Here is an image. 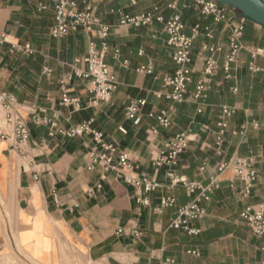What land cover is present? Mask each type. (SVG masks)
<instances>
[{"label":"crops","instance_id":"0c3cea01","mask_svg":"<svg viewBox=\"0 0 264 264\" xmlns=\"http://www.w3.org/2000/svg\"><path fill=\"white\" fill-rule=\"evenodd\" d=\"M91 1L96 16L111 26L105 61L116 76L117 88L110 101L94 103L90 82L74 77L67 89L80 99L81 108L76 110L62 104L59 80L86 68L75 60L87 56L90 40L101 49L98 32L80 30L56 40L49 35L55 23L50 0H0V90L23 105L21 114L30 130V141L20 150H12L11 142L0 138V264H160L167 258L179 264H264L262 242L240 216L247 205L264 206V58L251 55L255 49H264V26L247 19L245 48L226 78L223 65L230 26L237 24L239 12L232 10L227 21L216 23L186 0ZM40 3L46 8L40 10ZM120 11L131 16L152 12L165 18L179 14L187 35L198 29L186 102L173 104L166 98L170 88L163 78L173 74L176 65L163 24L122 26ZM206 28L212 38L207 37ZM26 44L32 46V54L21 50ZM207 45L222 50L215 55L218 67L209 81L208 99L200 103L191 95L203 77ZM250 63L259 70L252 72ZM142 66H151L153 73H138ZM45 68L51 76L44 74ZM131 99L147 100L138 124L125 117ZM225 106L234 108V113L227 119L218 149V123ZM162 110L171 114L170 128L148 116ZM34 113L47 117L58 113L63 128L91 121L104 134V141L117 149L115 161L119 152L128 154L129 167L108 173L99 164L89 169L90 152L101 153L102 148L89 136H49L48 126L32 121ZM252 122L259 127L253 128ZM244 128L242 136L239 132ZM3 129L0 108V134ZM182 132L189 133L190 142L175 173L201 186L212 178L218 181V188L204 202L205 215L192 224L200 230L198 235L170 227L177 208L192 197L182 185L171 186L168 166L153 165L166 143ZM246 156L255 158L258 178L251 196L244 199L240 196L243 184L233 170L219 173L217 166ZM122 173L146 176L160 184L147 195L149 206L137 201L139 193ZM163 197L174 198L175 205L155 211ZM119 229H136L139 236L116 234ZM190 250H198L200 256L189 254Z\"/></svg>","mask_w":264,"mask_h":264},{"label":"built area","instance_id":"2783aa9c","mask_svg":"<svg viewBox=\"0 0 264 264\" xmlns=\"http://www.w3.org/2000/svg\"><path fill=\"white\" fill-rule=\"evenodd\" d=\"M55 9V23L49 30V35L56 40L79 32L85 31L88 34L98 32L101 40V49L99 50L95 41L90 40L88 45V54L84 58L76 59L75 64L84 63L86 68H77L74 70L72 76H67L59 80L60 87L63 91L62 104L65 106H72L76 110H80V99L77 96L71 95L68 92L67 84L78 78L81 80H88L91 85L90 94L92 101L108 102L111 100L114 91L117 88L116 76L110 71L109 65L105 61L108 53L107 38L111 32V26L100 21L95 14V8L91 0H50ZM194 4L200 12L205 16L213 18L214 22L221 23L227 21L229 12L232 10L216 0H186ZM46 6L39 4V9L43 10ZM156 11V10H155ZM120 25L130 26L133 28L149 27L154 22L163 24L164 32L167 35L166 44L172 50V59L176 65L173 74L167 75L163 78V83L170 88V92L166 94L167 100L173 104H182L188 99V85L192 82L193 75V56L192 49L194 40L198 33V29L194 28L191 35H187L185 25L179 14H174L169 18H165L161 14L156 15L152 12L131 16L120 11ZM247 18L242 14L239 15L237 24L230 26V37L227 48V57L225 59L223 69L226 73V78H230L231 66L237 61L238 55L245 48L243 43L245 24ZM207 30V37L212 38V32L209 28ZM3 41L7 39L4 37ZM24 53L32 54L33 48L30 44H26L21 49ZM222 50L219 46L207 45L204 47L206 56L204 59L203 77L200 79L191 95L195 102L204 103L208 99V92L210 90L209 81L215 75L217 69L216 53ZM252 58L263 57L264 49H255L251 53ZM119 56L118 50L114 53V58ZM128 62H124V66H128ZM249 69L252 72H257L259 69L250 63ZM138 73L152 74L151 66L139 67L136 70ZM44 74L51 76V70L44 69ZM233 92L237 93L238 89L233 88ZM147 106L146 99H131L125 108V117L138 124L141 120V115L144 108ZM0 108L4 114V129L0 134V138L9 140L12 144V150H20L21 145H26L30 141V130L27 121L21 114L23 105L19 103L14 96L0 90ZM198 112H202L201 109ZM234 113V108L225 106L222 110V117L218 126L220 128L216 145L218 149L223 143V136L227 129V119ZM150 118H155L157 123L164 127L170 128L172 125L171 114L167 110H162L159 113H149ZM60 116L54 113L52 117L40 116L34 113L32 121L36 124H42L49 127V136L54 137L61 135L67 138H76L89 136L102 148L99 153L95 150L90 152L91 164L89 169L99 164L102 166L105 173L110 171H119L120 169L129 167L128 154L125 151L118 153L117 161L114 159V154L117 149L107 144L104 141V134L92 127L91 121H84L69 128H63L58 124ZM251 126L255 129L259 127L258 122H252ZM123 130V129H122ZM153 133L157 131L151 130ZM240 135H245V128L239 132ZM190 135L188 132H182L170 139L165 149L159 152L158 157L153 162L156 167L163 165L168 166L167 177L170 180L171 186L182 185L187 194L192 197L191 201L184 206H180L176 210V215L172 220L170 227L173 229L184 230L188 235H198L200 230L193 227V222L201 219L205 213L204 202L209 200V195L218 188V181L212 178L210 183L206 186H201L197 182H191L184 176H178L175 173V168L178 165L179 157L186 151L189 146ZM256 160L253 156L237 157L229 161H224L217 166V171L220 173L226 169L233 170L235 176L242 182L243 187L240 191V196L244 199L249 198L255 187L258 172L255 167ZM124 181L133 186L139 193L137 201L143 206H149L148 194L160 187L157 182L151 181L146 176L135 177L130 173H122ZM105 179V176H102ZM234 185L231 184V187ZM98 189L101 185L97 186ZM175 199L171 197H163L160 202V207L155 211L161 212L163 209L173 207ZM241 219L246 223L253 235L261 240L262 249L264 250V206L247 205L241 212ZM133 234L139 236L136 229L124 230L119 229L116 234ZM189 254L199 257L198 250H190ZM160 264H179L172 258H167L160 262ZM197 264V263H195Z\"/></svg>","mask_w":264,"mask_h":264},{"label":"water","instance_id":"95a60500","mask_svg":"<svg viewBox=\"0 0 264 264\" xmlns=\"http://www.w3.org/2000/svg\"><path fill=\"white\" fill-rule=\"evenodd\" d=\"M247 19L264 26V0H216Z\"/></svg>","mask_w":264,"mask_h":264}]
</instances>
